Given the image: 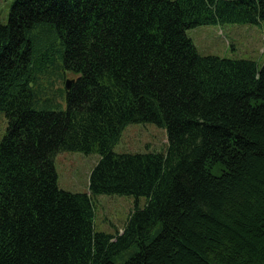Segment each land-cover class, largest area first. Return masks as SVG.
I'll list each match as a JSON object with an SVG mask.
<instances>
[{
    "label": "trees",
    "instance_id": "16d2710c",
    "mask_svg": "<svg viewBox=\"0 0 264 264\" xmlns=\"http://www.w3.org/2000/svg\"><path fill=\"white\" fill-rule=\"evenodd\" d=\"M263 20L264 0H17L0 24V264H264V64L187 34ZM46 27L75 77L65 110L41 108ZM143 122L166 150L115 152ZM61 151L98 155L87 192L59 187ZM102 194L145 204L112 235L94 226Z\"/></svg>",
    "mask_w": 264,
    "mask_h": 264
},
{
    "label": "rangeland",
    "instance_id": "374dc122",
    "mask_svg": "<svg viewBox=\"0 0 264 264\" xmlns=\"http://www.w3.org/2000/svg\"><path fill=\"white\" fill-rule=\"evenodd\" d=\"M17 0H0V24H7L11 10ZM187 34L202 55H215L230 59H251L260 67L264 64V20L257 24H222L200 25L187 30ZM40 41L36 56L38 70L41 72V82L46 87L44 98L46 105L43 109L65 110L67 108L66 95L59 89H65V82L61 79V68H57L60 58L57 53L55 33L49 27L38 33ZM42 58H49L48 69ZM60 65V63H59ZM61 72V73H60ZM45 73V74H44ZM44 74V75H43ZM65 79H75L68 73ZM8 120L5 112L0 110V141L7 133ZM168 138L165 129L150 122L130 124L123 131L120 142L115 146L117 153H145L164 152ZM99 157L95 153L86 154L76 151H61L55 155V167L58 174V184L61 189L85 193L91 172ZM140 202V204H139ZM145 199L138 201L132 195H98L94 198L95 222L97 231L117 235L133 209L138 205L143 207Z\"/></svg>",
    "mask_w": 264,
    "mask_h": 264
},
{
    "label": "water",
    "instance_id": "95a60500",
    "mask_svg": "<svg viewBox=\"0 0 264 264\" xmlns=\"http://www.w3.org/2000/svg\"><path fill=\"white\" fill-rule=\"evenodd\" d=\"M71 80H67L66 81V89H70V87H71Z\"/></svg>",
    "mask_w": 264,
    "mask_h": 264
}]
</instances>
